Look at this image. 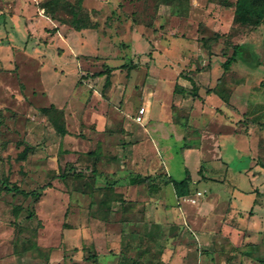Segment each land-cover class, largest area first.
<instances>
[{"label":"rangeland","instance_id":"rangeland-1","mask_svg":"<svg viewBox=\"0 0 264 264\" xmlns=\"http://www.w3.org/2000/svg\"><path fill=\"white\" fill-rule=\"evenodd\" d=\"M95 1L0 0V264L158 263L160 227L151 224H158L157 214L148 212L141 227V211L125 205L135 193L129 178L137 174L144 189L151 187V200L158 197L153 185L161 186L164 176L189 178L187 196L176 198L167 190L163 198L167 208H180L183 242L188 241L189 258L198 253L197 264H264V245L250 249V256L232 250L218 212L209 221L196 216L198 206L216 194L213 204L224 209L234 187L254 185L264 195V179L249 182L238 173L250 167V153L238 156L228 142L223 148L227 171L212 162L202 132L206 117L192 103L193 87L202 94H229L237 82L229 73L235 63L226 71L222 63L245 27L231 26L223 34L213 30L222 31L217 13L236 0H104L102 6ZM78 19L95 27L89 29L92 42L74 54L60 39L80 47L73 26ZM252 50L260 62H236L240 69L233 71L251 77L252 96L243 100L247 112L231 115V122L264 126V49ZM55 66L62 67L59 76L65 71L66 79L75 81L73 88L79 87L61 101L69 103L66 136L39 111L58 96ZM217 76V86L210 89ZM142 106L146 120L135 123ZM98 120L105 124L100 133ZM258 147V162L264 165V137ZM13 185L39 196L8 191ZM238 206L247 219L242 229L256 234L258 219L251 218L249 198ZM165 213L169 225L162 231L176 236L178 228L170 227L177 226L175 217L169 209ZM196 224L207 226L211 237L200 242Z\"/></svg>","mask_w":264,"mask_h":264},{"label":"crops","instance_id":"crops-1","mask_svg":"<svg viewBox=\"0 0 264 264\" xmlns=\"http://www.w3.org/2000/svg\"><path fill=\"white\" fill-rule=\"evenodd\" d=\"M96 3L99 5L104 4V0H96ZM236 3V1H235ZM196 9V8H195ZM234 9L235 5L231 6L228 11L226 8H224L221 12H218L217 15L221 18L223 24H218L217 27L223 28L221 32L219 30L213 29L215 32H218L220 34H223L225 32H228L230 30L231 26H237V24L233 23V18H234ZM194 11L193 8H191V11ZM209 11V10H208ZM228 12V15H227ZM188 14V13H187ZM224 14V15H223ZM193 14L191 13L190 17ZM229 16L231 19L230 21H227L226 19ZM207 16H203L202 18L206 19ZM173 18H176L178 21L185 20L186 17L179 18L177 16H174ZM48 23L53 22L51 18H47ZM211 20V18H208ZM50 21V22H49ZM192 20H190L191 22ZM220 22V21H218ZM189 23V22H188ZM214 27V26H213ZM242 28V26H239ZM91 28H84L77 30L74 27V34L79 35V38H77V41L80 44V47L77 49H74L70 41L65 38L60 39L62 46L68 47L71 52L74 54L79 52L80 49H83V47L90 42H92L91 36L92 32L89 31ZM244 30L246 32H239L238 37L236 38L238 43L235 44H248L251 46L252 49L255 50H262L264 49V20L263 23H261L259 26L255 28H247L245 27ZM78 31V32H76ZM89 35H87L88 32ZM73 34V35H74ZM87 36V38H85ZM182 38V37H180ZM70 39V38H69ZM89 39V40H88ZM91 39V40H90ZM184 39V38H183ZM233 43V45H235ZM64 56V55H62ZM258 60V59H257ZM68 61H71L72 64L76 67V63L73 62L74 60L69 59ZM259 61V60H258ZM238 63H248L244 61H237ZM260 62V61H259ZM44 64V63H43ZM41 64V66L43 65ZM234 64V63H233ZM236 64V63H235ZM232 66L231 70L229 73H231V76L233 75L234 77L237 76V82L233 84L232 91L229 94H226L225 92H216L214 90H208L204 94H202L199 91L197 92V97H195V101L192 102L193 104L198 106V112L200 115H204L205 118V129L202 130L203 134L206 136L205 138L207 139L206 141L208 142V151H210V157L212 158V162H220V169H223L225 167L227 171V166L225 165L226 162L224 160V155H223V148L225 147L224 145L227 144L228 142H232L234 144V148L236 149L237 155L240 156L242 152H248L251 154V162H250V167L247 168H242V171H238L239 175L243 176L245 178H248L249 182L252 180L256 181H261L264 179V165L263 163L258 162V150H259V142L260 138L264 137V126H260V124H254V123H248L244 125V123H238L237 121L231 122L233 120L232 116L239 117V114H245L247 110H245L243 106V100L245 97L250 96L249 89L251 86L249 85V82L251 81V77L244 78V75L240 74H235L233 71H238L237 68L238 64ZM256 65V64H255ZM260 67H263L261 64L259 65ZM215 67V66H213ZM62 67H54L53 71L54 74L56 75V82L55 85L59 89V93H56L58 96L55 98V100H52V102L46 106L43 107H50L51 105H54L57 109L62 110L64 117H68L69 112L67 110V106L69 103L65 104L64 102H61L63 97L67 94L68 96L71 95L73 97V94L75 92H68L69 89H79V87L73 88V85L75 83L74 80L69 81L65 77V71H62V75L59 76L58 71L61 70ZM52 69H50L51 71ZM213 71H217L215 68ZM64 72V73H63ZM76 72V69L73 70V73ZM58 74V75H57ZM199 75V74H198ZM218 76L215 77V83L210 86V89H214L217 86L218 81ZM230 79V80H229ZM243 80V81H242ZM249 80V81H248ZM228 81L232 83L231 78L228 77ZM108 82V80H107ZM182 84V87H187L186 85V80H180ZM198 86V83H197ZM82 88V86L80 87ZM56 90V92L58 91ZM230 92V91H229ZM255 91H253L254 93ZM261 92V91H260ZM47 93V92H46ZM252 96V95H251ZM250 96V97H251ZM69 97V98H71ZM96 98V93L92 95L91 99ZM194 98V97H193ZM165 100V99H164ZM257 105V104H254ZM145 108V106H142ZM160 106L157 104L156 110ZM256 108H262L261 105L255 106ZM42 108V107H41ZM240 109V112H239ZM71 112V111H70ZM138 112V110H137ZM137 112L135 113V116L137 115ZM195 113L194 110H191V114ZM134 116V117H135ZM46 118V116H44ZM135 123H137L134 120ZM147 117V110L145 108V114L143 115L144 121L146 120ZM160 119L163 118V116L160 114ZM202 117V116H201ZM238 118V119H239ZM255 118V117H254ZM65 119V118H64ZM105 119V118H104ZM47 120V118H46ZM103 120V119H102ZM97 122V132L100 133L103 130H105V124L103 121ZM166 120V118H165ZM143 121V122H144ZM105 122V120H104ZM173 127H177L174 123ZM243 125V127H241ZM165 126L169 127V123L165 122ZM240 126V128H239ZM68 134V133H67ZM66 134V135H67ZM64 135V136H66ZM193 149L189 150L192 151ZM197 151L200 155V149H194V151ZM188 150H185L184 153H187ZM226 160H228L226 158ZM210 163V161H209ZM129 178V184L130 186V191L135 192L133 195V201L132 202H127L125 205L129 206L131 208V211H141V218L139 220V225L141 227L145 226L147 224V214L151 210L156 216V221L158 224L151 223L152 225H157L160 227V234H158V238L156 239L158 242V249H159V261L162 262L163 264H197V258H198V253L194 254V256H190L189 254L187 255L188 251L190 250L189 245L187 242L184 241V233L182 232V225L181 223L183 222V215L179 212L180 208L179 207H166L164 203V195L167 190H172L174 191V188L171 183H166L167 180L172 179L169 175L163 177V182L162 185L155 184L153 185V194L154 197L151 200V197L149 195V189L151 187H148V189H144L142 187L143 183L139 182L140 179H143V176H139L138 174L136 176H130ZM134 179H138L136 183H133ZM256 186L252 185L250 187H234V189H231L228 191V197L226 198L228 200L227 206L223 209L217 208L213 204V202L216 201L217 199V194L216 196H212L210 199V202H204L201 203V205L198 206L196 209V216L200 219L202 218L206 221H209L210 217L214 218L217 217L216 212L221 215V220H220V225H222L223 231L227 233L226 236H224L227 240L228 243H233L231 244V248L233 251L239 252L241 256H250V249H257L263 247L264 243V195L258 194L256 191ZM175 193V191H174ZM176 198V194H174ZM161 197V198H160ZM196 197V196H195ZM198 198V197H197ZM249 198V203H250V209L254 211L255 215L251 216L252 219H258V225L256 229V234H250V232L243 230L242 228L243 223L246 222V218H244V211L239 209V202L240 199L247 200ZM157 200L155 203L152 202ZM113 209V208H112ZM171 211L175 217V222L177 223L176 225H170V227L175 226L178 228V232L176 236H171L170 234H167V232H163L162 228L167 227V224L169 223L168 218L166 216L169 213H165ZM256 211V212H255ZM259 213V215H256V213ZM222 213V214H220ZM167 214V215H166ZM206 214V215H205ZM127 215H132L131 213H128ZM156 222V223H157ZM128 223V222H127ZM206 223V222H205ZM138 225V224H137ZM136 225V226H137ZM169 225V224H168ZM196 233L199 241L201 242L204 239H208L211 237V235L207 234L208 228L202 226V229H200V226L196 224ZM164 230V229H163ZM140 236L147 235L145 233L139 234ZM232 235V236H231ZM149 238H146V241ZM191 241V240H190ZM235 241L238 244H235ZM145 242V239H144ZM231 250V249H230ZM249 250V252L247 251ZM232 252V251H231ZM234 253V252H233ZM239 255V256H240ZM194 259V260H193ZM191 260V262H190Z\"/></svg>","mask_w":264,"mask_h":264},{"label":"trees","instance_id":"trees-1","mask_svg":"<svg viewBox=\"0 0 264 264\" xmlns=\"http://www.w3.org/2000/svg\"><path fill=\"white\" fill-rule=\"evenodd\" d=\"M264 20V0H236L235 9H234V18L233 23L242 27L247 28H255L263 23ZM73 26L77 29L84 28H94L95 26L87 23L85 20H76ZM217 38L221 37L219 34H216ZM238 60H242L244 62L247 61H255L256 64L259 63L257 60V55L252 50V48L248 44H235L232 47V54L226 58V60L222 63V68L224 71L229 69V67L236 63ZM192 97H197V92L193 87L191 92ZM39 111L47 117V119L51 122L55 131L64 136L67 134V130L65 128V119L62 110L57 109L54 105L50 107H42ZM28 151V147H25L19 154V157H24ZM138 179H134L133 183H136ZM189 178H184L181 181H175L173 179H169L166 183H171L175 194L177 197L187 196L189 194ZM44 189V188H43ZM8 191H14L16 193L23 194L25 196H32L37 198L39 196V192L33 190L30 192H25L19 190V188L13 185L11 188H7ZM96 258V256L91 255L89 258ZM156 264H163L162 262H158Z\"/></svg>","mask_w":264,"mask_h":264},{"label":"built area","instance_id":"built-area-1","mask_svg":"<svg viewBox=\"0 0 264 264\" xmlns=\"http://www.w3.org/2000/svg\"><path fill=\"white\" fill-rule=\"evenodd\" d=\"M145 114V108L144 107H141L138 109V112H137V115L134 117V120L137 122V123H143L144 119H143V115ZM197 196L198 195H201L202 193L201 192H197L196 193Z\"/></svg>","mask_w":264,"mask_h":264}]
</instances>
